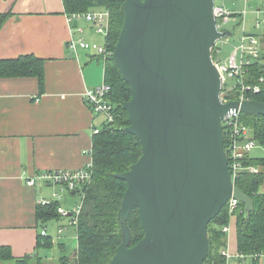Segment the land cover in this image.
I'll list each match as a JSON object with an SVG mask.
<instances>
[{"label":"water","instance_id":"1","mask_svg":"<svg viewBox=\"0 0 264 264\" xmlns=\"http://www.w3.org/2000/svg\"><path fill=\"white\" fill-rule=\"evenodd\" d=\"M215 0H123L124 14L107 57L129 85L123 101L141 153L114 177L126 182L118 210L121 242L107 264H203L208 225L230 198L253 208L234 186L222 119L264 115L253 98L221 100L212 50L232 31L219 30ZM137 209L143 236L131 245L127 217Z\"/></svg>","mask_w":264,"mask_h":264},{"label":"crops","instance_id":"2","mask_svg":"<svg viewBox=\"0 0 264 264\" xmlns=\"http://www.w3.org/2000/svg\"><path fill=\"white\" fill-rule=\"evenodd\" d=\"M223 7L237 10V14L246 10L234 18L240 25V39L243 34L255 36L257 48L264 54V0H237V9ZM6 11L10 15L0 28V58L40 57L44 59V80L40 90L34 76L0 77V246H8L15 258L28 255L32 262L39 258L42 264H50L43 249L57 244L54 255H59L58 263L66 256L61 254L66 228L62 229L61 219L71 217L42 222L36 206L39 199L65 190L40 179L29 185L28 180L43 171L78 169L92 162V127H101L102 118L91 111L83 93L104 82L107 55L79 46L74 49L68 42L83 38L98 43L103 34L82 17L64 12L62 0H0V12ZM215 48L218 53L217 45ZM258 146L251 148L248 158L264 157V148ZM255 166L263 173L260 190L264 192V164ZM70 195L59 201L66 209L75 205L73 197L78 196ZM226 226L225 247L221 249L226 264L240 260L243 264H264V256L256 263L250 256L240 257L234 215ZM72 237L76 239V230ZM75 248L76 242L68 257L75 255Z\"/></svg>","mask_w":264,"mask_h":264},{"label":"trees","instance_id":"3","mask_svg":"<svg viewBox=\"0 0 264 264\" xmlns=\"http://www.w3.org/2000/svg\"><path fill=\"white\" fill-rule=\"evenodd\" d=\"M122 2L123 0H62L64 12L69 15L93 9H107L108 31L104 45L108 52L113 51L123 23ZM9 15L10 11L0 12V28ZM213 52V59L216 60L218 53L215 46ZM107 57L108 55L104 58V81L111 88L107 99L113 105L114 121L102 124L100 131L93 134L91 179L78 188H81L83 197L77 221L74 223L75 255L61 256L58 264H107L122 238L118 210L126 182L114 177V174L127 170L139 157L141 147L138 139L123 129L129 125L127 112L121 107L123 101L131 98L129 85L123 80L118 67ZM263 58L264 54L261 53L258 59L244 65L241 76L233 77L237 80V85L225 94L226 99H235L236 89L238 91L242 81L245 85L257 84L259 91H249L246 95L264 102ZM43 63L44 59L33 54L0 58V77L34 76L39 89L42 90ZM259 78H262V81H259ZM240 119L250 127L254 139L264 148V115L240 113ZM246 163L254 166L264 164V157H247ZM262 180V172H242L235 178V186L252 198L253 208L249 213H245L244 205L238 202L232 213H229L227 206L221 209L208 225V252L203 264H226L225 255L221 251L225 247V232L222 227L229 223L231 215H234L236 220L239 255L250 256L256 263L257 256L264 254V192L260 190ZM59 205V201L47 205L37 204V218L44 222L60 217L56 210ZM127 225L131 233V245H134L144 233L136 208L127 217ZM31 258L28 255L15 258L8 246H0V264H42L39 258H35L33 262Z\"/></svg>","mask_w":264,"mask_h":264},{"label":"built area","instance_id":"4","mask_svg":"<svg viewBox=\"0 0 264 264\" xmlns=\"http://www.w3.org/2000/svg\"><path fill=\"white\" fill-rule=\"evenodd\" d=\"M264 11V7L262 9ZM246 10L238 12L239 15H244ZM213 14L216 19V26L219 30H223L222 25L227 23L232 18L237 17V12L230 11L225 9L220 5H214ZM73 16L82 17L86 21L92 24L97 33L103 34L106 36L108 31V11L107 9H93L83 12H78L73 14ZM257 38L253 35L243 34L240 39V44L238 48L235 49L234 53L228 59L227 64L219 62L217 59L214 60L221 76L222 80V93L221 100L228 101L229 99L225 98V94L228 92V89H225L227 83V78H233L237 75H242L244 65L251 63L254 59H258L260 52L257 48ZM68 45L71 48H76L77 46L95 51L98 54H103L104 56L110 55L111 52L106 50L104 44L88 42L83 38H80L75 42L74 40H69ZM238 50V51H237ZM239 53V61H237L236 54ZM259 81H262V78H259ZM110 85L105 81L95 87L85 89L83 93V99L85 103L89 106L91 111L94 114L99 115L102 118V124H108L114 121L113 105L107 99V94L110 91ZM230 90V88H229ZM251 91L256 93L259 91V86L254 85H245L240 81V86L238 91L236 89L235 100L242 101L243 99H249L246 95L247 92ZM231 100V99H230ZM101 127H92V134L98 133ZM222 129L224 136V151L228 161V170L232 178L233 184L235 186L234 180L242 172H257V166L247 164L246 159L249 155V151L256 144V140L252 135V131L249 126L245 125L240 119V112L228 115L222 119ZM92 175V165L91 163L84 165L78 169L72 170H51L43 171L37 175L31 177L28 180V184H34L36 179H40L44 183H51L55 185H60L62 189L67 190L70 193H75L80 196V202L75 204L71 209H66L59 205L57 207V212L60 216L71 217V222L76 223L78 214L81 209L83 192L78 190L82 184L88 183ZM61 195L57 192L53 193L49 198H41L37 201L40 205H47L54 201H60ZM239 201L235 198H230L225 204L227 206L229 213H232L235 210V207ZM227 230V226L223 228V231ZM42 235H45V230L41 231ZM222 254L225 255L224 251ZM264 254L258 255L260 258ZM243 257V256H240ZM235 264H243L240 260Z\"/></svg>","mask_w":264,"mask_h":264},{"label":"rangeland","instance_id":"5","mask_svg":"<svg viewBox=\"0 0 264 264\" xmlns=\"http://www.w3.org/2000/svg\"><path fill=\"white\" fill-rule=\"evenodd\" d=\"M215 4L216 5H220V6H226V7H231V8H235L237 9V0H215ZM233 12H237V10H234ZM235 19L232 18L230 21H228L227 23H224L222 25L223 29L229 31L233 30V33L231 35H229L228 37H224L220 40H218L216 42L217 47L219 48L218 51V55H217V59L219 62L223 63V64H227L228 63V59L230 58V56L234 53L235 49L239 46L240 42V25L235 24ZM98 43H103L104 42V36H98ZM212 54H214L213 50H212ZM239 53L237 52L236 54V58L237 61H239ZM101 61V60H100ZM102 62V61H101ZM227 86L226 88L229 89L230 87L233 89L236 85H237V80L235 78H227ZM222 93V91H221ZM255 147H259L258 144L255 145ZM61 197L63 198H70V193L65 190L63 191L61 194ZM75 204L80 202V196H74L73 197ZM55 219V218H53ZM61 223L62 224V229H64L63 232V239L65 242V250H62L61 254L66 255V256H70L73 251H74V246H75V242L76 239L75 237H72V235H74L75 233V224L74 222H71V220L67 217H64L61 219ZM57 244L53 246V244L51 246H46L43 250L46 251V259H50L51 262L50 264H58L57 263V258L59 255L55 256L54 255V249L57 248ZM43 257V256H41ZM12 264V263H11Z\"/></svg>","mask_w":264,"mask_h":264}]
</instances>
